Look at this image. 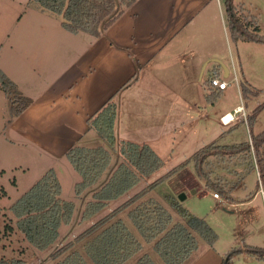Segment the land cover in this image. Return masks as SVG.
<instances>
[{"label": "crops", "instance_id": "obj_1", "mask_svg": "<svg viewBox=\"0 0 264 264\" xmlns=\"http://www.w3.org/2000/svg\"><path fill=\"white\" fill-rule=\"evenodd\" d=\"M243 14L250 20L248 14ZM227 26L231 33L226 0H136L98 37L92 36L87 46L48 78L43 87L26 95L30 103L10 120V127L24 138V144L32 145L49 160H62L73 145L92 144L99 137L92 136L94 131L90 130L88 119L116 96L120 107L119 138L152 146L161 140L168 143L177 135L178 127L173 120L176 114L182 111L199 115L204 108L202 102L209 101L207 95L214 92L213 88L218 89L202 85L207 70L211 78L214 70L222 79L231 74L225 49L226 43L229 45ZM231 61L238 75V62L232 53ZM238 106L247 115L246 106L241 103L234 109ZM227 112L231 111L221 113L220 120ZM200 116L204 119L206 114ZM240 120L246 118L242 116ZM188 128L191 136L208 138L198 143L201 147L210 144V140L218 141L222 133L216 130L209 133L212 129L203 123ZM191 128L199 131L198 136ZM256 166L259 186L264 183V173ZM182 178L186 179L178 182L180 190L176 193H185V199L197 195L217 201L224 209L219 223L226 226L227 217L237 215L231 247H218L220 233L207 221L218 234L217 242L204 246L188 264H222L234 248L243 250L233 257L237 264H264V259L245 251L246 245L264 249V227H254L260 210L264 212L259 187L256 190L248 187L238 197L225 193L217 198L214 188L190 165L169 181Z\"/></svg>", "mask_w": 264, "mask_h": 264}, {"label": "rangeland", "instance_id": "obj_2", "mask_svg": "<svg viewBox=\"0 0 264 264\" xmlns=\"http://www.w3.org/2000/svg\"><path fill=\"white\" fill-rule=\"evenodd\" d=\"M234 1L242 9V13L248 14L250 19L260 26V34L264 35V0ZM63 21V15L41 9L30 0H0V70L17 83L13 81L16 85V93L20 92L26 96L43 87L48 78L55 76V72L69 63L77 52L84 49L89 40L93 38L86 32H70L63 25ZM227 29L229 45L226 43L225 49L231 74L224 79L229 83L228 87L224 90L213 88L214 95L210 101L202 102L204 108L200 110L199 115L182 111L176 114L173 118L178 127L176 137L168 143L161 140L155 142L153 146L149 144L164 160L163 167L145 176L141 183L129 192V195L156 180L201 147L198 143L208 138L200 136L197 139L187 133L190 125L198 123H203L204 126L212 129L209 133L215 130L222 131L216 142L222 148L226 147L220 154L214 153L206 157L204 170L209 172L211 179L222 184L224 190L232 198L238 197L242 191L246 192L248 187L250 190H256L259 187L257 159L252 137L264 131V42L236 41L232 38L229 26ZM221 38H223L222 33ZM231 53L238 62V83L233 80ZM210 78L207 70L201 81L204 87L208 85ZM244 86L246 87L245 92L243 91ZM241 103L247 108L246 120H237L224 125L220 120L221 113L226 110L233 111L234 107ZM125 113H127L126 109ZM203 113L206 114L205 118H198ZM13 118L9 95L2 89L0 80V260L2 258L15 260L19 262L18 264H57L58 259L51 255L56 247L83 232L129 195L111 201L93 218L82 219L85 200H81L83 198L76 200L75 197V185L80 180V174L71 166L66 156L62 160L51 161L32 145L24 144V138L10 127V120ZM191 130L198 136L199 131L193 128ZM203 130L206 131V128ZM96 134L93 132L92 136H97ZM95 140L86 146L105 144L99 137ZM210 141L209 143H212ZM227 145H235L238 148L228 150ZM190 166L193 167V163H190ZM50 169L57 172L62 182L63 196L75 202V221L72 225L63 227L61 241L59 240L49 249L39 250L34 248L18 228L17 220L10 207ZM185 179L182 178L176 182L167 179L152 189L147 197H155L171 208V203L166 197L175 196L188 212L206 218V221L217 228L221 236L218 241L219 248L231 247L230 242L234 239L233 232L237 215L228 214L225 220L226 226H224L219 223L221 215H224V209L218 205L217 201L209 197L199 198L197 195L180 199V193L177 194L176 190H180L178 182ZM213 190L218 192L221 198L227 194L215 188ZM231 209L234 210V208ZM260 211L261 214L254 227L263 228L264 212ZM172 213L175 220L183 221L178 212L173 210ZM239 215V221L242 222L241 214ZM195 235L199 241V249L192 258H195L196 254L208 244L200 234L195 233ZM262 235L264 236V229ZM146 247L149 248L147 245ZM146 251L151 253L158 264H166L155 250ZM138 256L132 257L124 264H132ZM256 264L261 263L256 262Z\"/></svg>", "mask_w": 264, "mask_h": 264}, {"label": "trees", "instance_id": "obj_3", "mask_svg": "<svg viewBox=\"0 0 264 264\" xmlns=\"http://www.w3.org/2000/svg\"><path fill=\"white\" fill-rule=\"evenodd\" d=\"M30 1L41 9L63 15V25L70 32H86L98 37L136 0ZM226 10L234 40L264 42L260 26L254 20L247 21L234 0H226ZM0 80L2 89L9 95L12 116H19L28 107L30 99L20 92L17 94L15 83L1 70ZM207 84L212 85L211 81ZM213 95L214 92L209 93L207 99L210 101ZM118 121L119 102L113 96L88 119L90 130L96 132L105 144H76L65 154L81 176L75 185V197L76 200H85L82 211L84 220L93 218L111 201L129 195L145 176L164 165V160L148 143L119 138ZM252 138L257 164L263 174L264 131ZM225 148L217 142L201 147L159 178L129 195L73 239L56 247L51 253L52 257L58 259L57 264H124L139 255L132 264H158L146 251L153 249L166 264H188L199 247L195 233L213 246L218 239L217 232L204 218L188 212L175 196L166 197L171 203L170 208L159 199L147 195L190 163H193L197 175L207 180L209 187L226 192L222 184L214 182L209 172L204 170L206 157L214 153L218 155ZM237 148L227 145L228 150ZM75 208V202L63 196V186L57 172L50 169L12 203L10 210L18 228L34 248L46 250L61 241L63 227L74 223ZM173 210L179 213L183 221L175 220ZM242 251V248H234L222 264H237L233 257ZM245 251L264 259V249L257 246L246 245ZM18 263L4 258L0 260V264Z\"/></svg>", "mask_w": 264, "mask_h": 264}, {"label": "built area", "instance_id": "obj_4", "mask_svg": "<svg viewBox=\"0 0 264 264\" xmlns=\"http://www.w3.org/2000/svg\"><path fill=\"white\" fill-rule=\"evenodd\" d=\"M233 80L238 83V75H237L236 71L234 73ZM211 83H212L213 86L217 87L218 89H225L229 85V83L226 80L222 79L219 76V73L216 70L213 71V76L211 78ZM242 116L244 118H246L245 111L243 109H240V107L238 106L233 111L227 112L224 115H222L221 116V120H222V122L224 124H230L232 122L240 120ZM258 192L260 194H262L263 199H264V183L263 182H260ZM214 196L217 197V198H220V195H219L218 192H215Z\"/></svg>", "mask_w": 264, "mask_h": 264}, {"label": "water", "instance_id": "obj_5", "mask_svg": "<svg viewBox=\"0 0 264 264\" xmlns=\"http://www.w3.org/2000/svg\"><path fill=\"white\" fill-rule=\"evenodd\" d=\"M223 67H224L226 70H229L227 65L224 64ZM193 191L195 192V190H193ZM179 195H180V196H179L180 199H185V193H180Z\"/></svg>", "mask_w": 264, "mask_h": 264}]
</instances>
